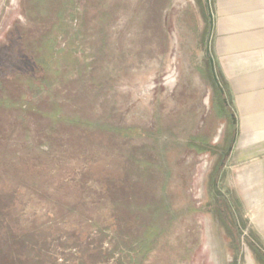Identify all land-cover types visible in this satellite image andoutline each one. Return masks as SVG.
Instances as JSON below:
<instances>
[{
    "label": "rangeland",
    "instance_id": "1",
    "mask_svg": "<svg viewBox=\"0 0 264 264\" xmlns=\"http://www.w3.org/2000/svg\"><path fill=\"white\" fill-rule=\"evenodd\" d=\"M207 30L206 0H0V264H264Z\"/></svg>",
    "mask_w": 264,
    "mask_h": 264
},
{
    "label": "crops",
    "instance_id": "2",
    "mask_svg": "<svg viewBox=\"0 0 264 264\" xmlns=\"http://www.w3.org/2000/svg\"><path fill=\"white\" fill-rule=\"evenodd\" d=\"M209 8L211 58L232 110L231 156L256 157L264 171V0H210ZM251 184L264 195V176Z\"/></svg>",
    "mask_w": 264,
    "mask_h": 264
},
{
    "label": "trees",
    "instance_id": "3",
    "mask_svg": "<svg viewBox=\"0 0 264 264\" xmlns=\"http://www.w3.org/2000/svg\"><path fill=\"white\" fill-rule=\"evenodd\" d=\"M217 79H218L217 83L220 84V86H218V93H219V95L221 94L220 96H222L223 93H221V91H220V90L223 89L221 87L222 86V82H221L220 77L218 75H217ZM217 108H218V114H221L222 112L226 111L225 100L220 99L219 103L217 104ZM190 140H192V143H190L189 146L191 148H194L195 151L200 153V152L205 151V150L208 149V145H207L208 140L203 138L202 136L201 137L200 136L199 137H192ZM193 142H195V143H193ZM197 142H199V143L197 144Z\"/></svg>",
    "mask_w": 264,
    "mask_h": 264
},
{
    "label": "water",
    "instance_id": "4",
    "mask_svg": "<svg viewBox=\"0 0 264 264\" xmlns=\"http://www.w3.org/2000/svg\"><path fill=\"white\" fill-rule=\"evenodd\" d=\"M206 3L208 4V17H209L208 38H207V42H206V46H207L206 53L208 55V59H209V63H210L212 78L216 82V85L218 86L219 84L217 83V78H216V73H215V69H214V65H213V60L209 54V39H210L211 29H212V14H211V11L209 8V0H206ZM220 91L222 93V90H220ZM213 189L216 192L215 184L213 185Z\"/></svg>",
    "mask_w": 264,
    "mask_h": 264
},
{
    "label": "flooded vegetation",
    "instance_id": "5",
    "mask_svg": "<svg viewBox=\"0 0 264 264\" xmlns=\"http://www.w3.org/2000/svg\"><path fill=\"white\" fill-rule=\"evenodd\" d=\"M190 144V143H189ZM190 147V146H189Z\"/></svg>",
    "mask_w": 264,
    "mask_h": 264
}]
</instances>
